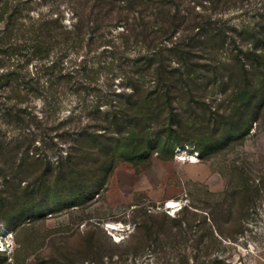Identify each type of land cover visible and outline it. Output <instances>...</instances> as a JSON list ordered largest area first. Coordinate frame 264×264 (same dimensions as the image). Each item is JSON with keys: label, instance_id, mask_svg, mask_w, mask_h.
Segmentation results:
<instances>
[{"label": "rangeland", "instance_id": "obj_1", "mask_svg": "<svg viewBox=\"0 0 264 264\" xmlns=\"http://www.w3.org/2000/svg\"><path fill=\"white\" fill-rule=\"evenodd\" d=\"M84 1L77 11L92 14L94 0ZM164 1L176 14V27L163 42L185 35L194 46L187 62L172 52L162 63L173 84L157 79L144 84L162 90L153 101L152 122L133 113L140 123H122L124 130L133 125L135 133L144 127L146 134L93 136V127L85 125L90 110L75 111L80 124L40 126L36 131L53 137L46 145L35 140L44 157H24L19 161L24 168L10 175L0 171V197L31 200L0 202V264H264V86L254 99L246 96L241 66L229 59L263 44L255 23L264 14V0ZM31 4L45 15L60 14L64 24L75 20L68 0ZM196 21L199 26L192 27ZM209 27L223 32L222 46L198 45L199 32ZM106 28L115 36L124 26ZM95 38L83 47L68 46L66 60L96 59L103 46L93 47ZM136 51L139 43L122 53L125 64L131 65ZM188 68L193 73L186 76ZM109 71L100 68L95 82H88L91 94L107 89ZM122 76L112 81L118 92ZM74 101L67 94L60 119ZM34 105L38 111L41 100ZM23 130L2 125L0 144L13 145V136ZM68 151L77 154L58 158ZM103 151L111 154L110 166ZM64 178L83 180L85 189L76 190ZM168 200L177 205L166 207ZM110 221L120 228H107Z\"/></svg>", "mask_w": 264, "mask_h": 264}, {"label": "trees", "instance_id": "obj_2", "mask_svg": "<svg viewBox=\"0 0 264 264\" xmlns=\"http://www.w3.org/2000/svg\"><path fill=\"white\" fill-rule=\"evenodd\" d=\"M33 1L36 0H0V127L10 125L25 129L24 132L13 136L10 141L13 145L0 144V161L1 158L8 157L12 160L10 164L0 162V171L5 174L22 170L24 165L19 161L24 157H44V148L34 145L35 140L39 139L46 145L52 143L53 137L44 131L36 130L42 125L58 127L74 120L80 124V117H75L77 110L91 111L86 115L85 125L93 127V136L111 137L122 133L132 137L144 136V127L137 131L139 133H135L133 125L124 130L122 123L134 119L133 115L143 117L146 123L152 122L155 116L153 101L162 90L144 84L152 83V79L173 84L174 80L172 81L170 76L172 72L168 75L162 63L172 52H176L182 61L187 62L191 56L190 48L194 46L191 42L188 43L185 35L176 36L171 44L163 42L172 37L176 27L173 21L176 14L164 0H94L93 13L85 15L77 11V6L83 3V0H68V6L75 16L70 25L63 23L60 14L52 16L35 11L31 4ZM88 1L85 0L84 3L87 4ZM118 24L124 26L123 30L115 36L108 35L110 31L106 27ZM198 24L196 21L191 26L196 27ZM207 24L209 26V23ZM255 24L258 25L257 36L263 44L253 46L243 57L231 53L229 58L231 62L241 66L247 83L244 85L245 94L253 96V99L260 90L259 86H264V14H261V19ZM253 31H256L255 28ZM199 34L197 41L202 48L223 45L224 34L219 29L209 27ZM255 36L256 33L253 37ZM85 40H93V47L103 46L96 59L76 61L74 58L67 61L68 46L83 47ZM138 43L139 51L133 56L131 65L125 64L122 53L129 45ZM120 47H123V51ZM107 56L110 61H107ZM116 60H119L118 71ZM103 67L112 73L109 78L111 83L104 92L98 93L99 90L96 89L91 94L93 89H90L88 82H95L94 75ZM184 73L188 76L193 73V69L188 68ZM233 73L234 71H230V74ZM121 74V89L118 92L112 87V81ZM252 78H255L258 84L254 85ZM170 84L163 87L168 101L171 95L166 89ZM69 93L75 96L74 107L65 118L60 119L59 110ZM37 98L42 102L38 111L34 105ZM250 104L253 103L248 102L246 105ZM116 112L120 115L117 116ZM134 121L140 123L139 119ZM77 136L81 137L82 132L77 131ZM103 152L105 162L110 166L111 159L108 156L111 154ZM75 154L77 153L68 151L65 156L58 155V158L71 159ZM104 165L106 167V163ZM57 167L56 172L62 173L61 165L58 164ZM64 180L67 184H74L76 190L85 189L83 180ZM53 184L58 185V180ZM2 200L27 204L30 199L12 196L10 199L0 197V202Z\"/></svg>", "mask_w": 264, "mask_h": 264}, {"label": "bare ground", "instance_id": "obj_3", "mask_svg": "<svg viewBox=\"0 0 264 264\" xmlns=\"http://www.w3.org/2000/svg\"><path fill=\"white\" fill-rule=\"evenodd\" d=\"M195 159L196 158L193 157L191 160H195ZM176 205H177V203L175 200H168V202L166 203V207H168V208H172ZM118 224L119 223H113L110 221L109 223H107V225L106 224L105 225L107 226V228H110V229H118V228H120Z\"/></svg>", "mask_w": 264, "mask_h": 264}]
</instances>
